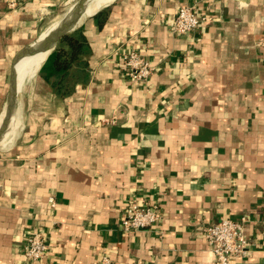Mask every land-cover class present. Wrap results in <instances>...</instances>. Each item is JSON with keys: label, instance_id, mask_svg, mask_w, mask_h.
<instances>
[{"label": "crops", "instance_id": "0c3cea01", "mask_svg": "<svg viewBox=\"0 0 264 264\" xmlns=\"http://www.w3.org/2000/svg\"><path fill=\"white\" fill-rule=\"evenodd\" d=\"M66 1L0 0V264H25L35 231L49 250L28 264H214L201 231L221 217L248 240L230 264H264V0H112L77 26L80 60L58 70L51 49L8 117L18 56ZM189 5L210 21L174 33ZM131 50L145 82L120 67ZM130 200L159 221L123 232Z\"/></svg>", "mask_w": 264, "mask_h": 264}, {"label": "built area", "instance_id": "2783aa9c", "mask_svg": "<svg viewBox=\"0 0 264 264\" xmlns=\"http://www.w3.org/2000/svg\"><path fill=\"white\" fill-rule=\"evenodd\" d=\"M14 7L15 2H10ZM210 21L208 15H197L193 5L181 6L175 14L170 29L177 34L184 35L197 30L202 24ZM264 46V38L259 39ZM120 67L132 82H145L154 72L155 66L136 51L122 52ZM115 118H110L114 122ZM51 208L55 206V199L49 196ZM160 219L156 204H139L130 200L125 207L119 223L123 232L146 230ZM243 221V220H242ZM242 221L221 217L216 222L202 228V236L213 254L214 264H230L231 260L246 254L248 240ZM49 245L44 235L35 231L27 235L22 246L25 264L42 259L48 252ZM99 264H114L107 256H101Z\"/></svg>", "mask_w": 264, "mask_h": 264}, {"label": "bare ground", "instance_id": "6f19581e", "mask_svg": "<svg viewBox=\"0 0 264 264\" xmlns=\"http://www.w3.org/2000/svg\"><path fill=\"white\" fill-rule=\"evenodd\" d=\"M110 1L112 0H94L93 3L86 5V6H82L79 8H69L68 10H66V13L63 14L61 19L58 21V25L56 26L58 28V31L59 32L66 31V30H70L72 28L77 27L84 19L91 16L101 6L109 3ZM53 41L54 39L52 37V39L42 49H40L38 53H36L33 56L32 60L30 61V63L28 64V66L25 68L24 71H23L24 69L23 67V69L20 72L18 62L21 61L22 59L18 58V61L14 68V72L12 76L16 75L17 81H18V88H20V91H18L16 96L13 98L10 110L13 108V106H15L18 98L20 97V92H22L21 90L23 89L27 80L30 79V77L36 73L37 69L39 68V66L41 65V63L43 62V60L49 53V51L53 48V43H54ZM19 78H20V81H19ZM8 117H9V110H8Z\"/></svg>", "mask_w": 264, "mask_h": 264}, {"label": "water", "instance_id": "95a60500", "mask_svg": "<svg viewBox=\"0 0 264 264\" xmlns=\"http://www.w3.org/2000/svg\"><path fill=\"white\" fill-rule=\"evenodd\" d=\"M93 2H94V0H78V1H75L74 3H72L66 10H68L69 8H79V7H82V6H86V5H89V4L93 3ZM65 13H66V11L64 13H61L59 15V17H57L53 21H50L48 23V25L45 27V29L39 34V36L27 48H25L20 53V55L18 56L19 59H23L26 56L30 57V56H33L36 53H38L40 51V49H42L52 39V37L54 39V41H53L54 42L53 43V48H54L57 40L63 34L68 33L70 31L76 29L77 27L72 28L70 30H66V31H60V32L58 31V28L56 26L58 25V21L61 19L62 15L65 14ZM95 13H93L92 15H94ZM18 91H20V88H18L17 77H16V75H14V76H12V79H11L9 87H8V94L5 97L3 105L1 106V111L3 109V113L5 111L9 110V115H10V112L12 110V109L10 110L11 103L13 101V98L18 93ZM1 117H0V120H1ZM4 125L5 124L2 125L0 123V132L2 131Z\"/></svg>", "mask_w": 264, "mask_h": 264}, {"label": "trees", "instance_id": "16d2710c", "mask_svg": "<svg viewBox=\"0 0 264 264\" xmlns=\"http://www.w3.org/2000/svg\"><path fill=\"white\" fill-rule=\"evenodd\" d=\"M106 17L104 10H99L95 16ZM86 44V39L79 28H76L68 33L63 34L56 42L53 53L55 54V67L58 70H67L72 64L81 57L82 48Z\"/></svg>", "mask_w": 264, "mask_h": 264}, {"label": "rangeland", "instance_id": "374dc122", "mask_svg": "<svg viewBox=\"0 0 264 264\" xmlns=\"http://www.w3.org/2000/svg\"><path fill=\"white\" fill-rule=\"evenodd\" d=\"M75 1H78V0H67L66 2H64L63 4H61L58 8H56L52 15H51V21H53L54 19H56V17H59V15L61 13H64L66 11V9L72 4L74 3ZM64 11V12H63ZM54 18V19H53ZM24 88V87H23ZM23 90V89H22ZM21 90V91H22Z\"/></svg>", "mask_w": 264, "mask_h": 264}]
</instances>
